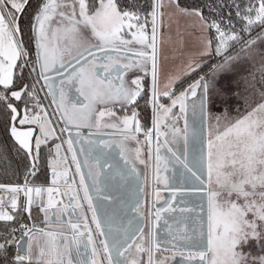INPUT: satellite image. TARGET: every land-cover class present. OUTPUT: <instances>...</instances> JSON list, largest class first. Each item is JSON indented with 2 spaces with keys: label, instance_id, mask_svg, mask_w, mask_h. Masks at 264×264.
<instances>
[{
  "label": "snow or ice",
  "instance_id": "snow-or-ice-1",
  "mask_svg": "<svg viewBox=\"0 0 264 264\" xmlns=\"http://www.w3.org/2000/svg\"><path fill=\"white\" fill-rule=\"evenodd\" d=\"M166 17L193 20L203 37L201 59H191L185 72L192 76L193 82L179 92L175 88L178 78L170 77L164 90L160 88L159 60ZM179 39L183 42V33L179 34ZM97 52L103 55L98 57ZM129 52L135 59L120 63ZM203 57L209 58L211 63L205 65ZM247 64L255 71L249 73L250 79H245L246 91L241 93L239 84L233 87V82ZM132 70L143 75L135 74L129 83L124 77ZM52 73L60 77L58 85ZM40 81L43 85L38 89ZM43 88H47V95L51 97L54 108L51 115L40 98ZM73 91L79 96L71 97ZM257 93L258 100L255 99ZM248 96L252 97L251 101ZM141 97L145 105L151 107L152 126L149 128L139 119L137 109ZM241 100L246 105L244 113L231 119L227 113L234 103L239 110ZM116 105L125 113L123 117L114 110ZM190 108L194 119L198 109L201 124L206 118L216 120V131H210L207 139L206 156L203 136L197 134L201 149L199 155L194 152L191 164L187 157ZM221 108L223 127L221 117L214 116ZM106 116L114 117L118 123L105 122ZM56 117L59 120L54 125L52 121ZM0 118L14 141L12 148L29 161L23 185H0V189L12 193V211L18 215L27 212L31 219L32 208L39 201V210L44 213L47 224L51 226L50 217L56 216L53 230L30 227L22 220L16 228L11 222L17 217L4 210V201L0 198V222H3L0 227L4 229L0 232V264H104L105 259L107 264H166L167 258L155 259L159 245L150 213L147 232L139 226L132 232V235L141 234L139 243L127 229L121 232L108 225V230L104 231L101 217H107L109 208L116 203L107 191L109 178L106 177L101 188V170L98 167L94 170L86 161L87 180L92 181L89 188L74 151L69 125L77 129L82 126L116 129L122 137L117 145L121 147V156L124 155L123 141L138 140V134L143 133L149 146L148 161L141 158L139 149L136 159L148 167L151 166L153 132L157 141L170 134L171 138L165 139L163 146L196 181L207 184L206 229L201 227L199 239L191 245L177 246L174 241H191L192 237H173L172 255L189 258L178 264H193L194 257L199 258L198 264H264V0H0ZM180 119L185 121L183 159L169 147L178 143L181 129L166 123ZM57 126H61V132H69L67 141L55 142L61 139ZM50 140L53 141L51 146ZM79 142L77 133L75 144ZM64 143L68 145L76 175L80 176L79 189L74 180L70 183L68 179L71 166L67 154L62 155ZM89 143L95 145L96 141ZM110 144V141L100 142L102 148ZM42 146L47 147L50 154L55 153L48 159L51 171L48 187L29 181V177L38 178ZM156 152L159 163V144ZM80 155H84L83 150ZM103 155L100 152L93 158L98 162ZM89 156H92L91 149ZM131 171L136 172L135 167ZM61 187L71 190L68 205L56 199L68 195L61 193ZM79 191L84 193L83 201ZM92 192L96 194L95 200ZM21 193L24 202L19 200ZM104 200L109 203H102ZM84 202L91 212L96 234L103 237L99 240L102 247L97 246L87 215L75 218V209H82ZM68 207H73L72 218L65 221L62 217ZM138 210L137 204L133 211ZM201 211H204L203 203ZM133 219L128 221L130 229ZM25 237L27 246L22 249L19 241ZM13 246L16 247L14 255ZM81 246L85 252L91 248L88 260L76 259L81 256Z\"/></svg>",
  "mask_w": 264,
  "mask_h": 264
},
{
  "label": "crops",
  "instance_id": "crops-1",
  "mask_svg": "<svg viewBox=\"0 0 264 264\" xmlns=\"http://www.w3.org/2000/svg\"><path fill=\"white\" fill-rule=\"evenodd\" d=\"M102 54V53H100ZM113 55H116L113 53ZM121 55H124L121 53ZM106 62V61H105ZM127 58L124 60H121L120 63H126ZM128 73L125 75V80L129 82V78L127 77ZM55 81H58V79L55 77L53 78ZM115 83H119V81H114ZM58 85V84H57ZM70 96H76L78 97L79 94L76 93L75 91L70 93ZM40 98L42 102L44 103V106L50 108L51 111H54V108L50 106L51 103V97H47L44 94H41L40 92ZM80 101L83 102V98L79 97ZM99 107V106H98ZM49 110V115H51V112ZM114 110L117 113H122L121 117L125 114L119 105H116L114 107ZM124 113V114H123ZM107 118V116L105 117ZM114 118V117H113ZM59 117L57 118L58 122ZM105 120V119H104ZM53 124H56L55 119H53ZM60 127H56V132L57 135L60 136ZM86 127V132L89 135H98L100 138L98 139V142L100 140L105 139L109 140L111 142V150L110 152L104 151L103 153L106 154L105 156L108 155H113L111 158V162L115 164V168L112 170V175L110 178V182L108 184L107 191L111 193L112 198L115 200V206L110 207L107 213V217L102 216L101 217V223L105 225L104 231L108 230V225H111V227L114 229L113 223L119 219V211L121 208L124 207H130V203L134 201L135 198V190L138 188L140 190V187L142 188V194L145 192V184H144V178H147L148 182V177L150 180V185L149 189L147 188V192L150 193V206H149V213L151 214V221L152 223H155V236H156V241L159 245L158 250L155 253V257L158 256L160 257V260L167 258L166 264H178L180 261H186L189 259L187 255L184 257H181L179 255L173 256L172 255V243L173 242V237H192L193 239L191 241H186L184 239H177L174 241L177 246H184L185 244L191 245L195 243L196 240L199 239V233L201 230V227L204 226L206 229V195L205 192L207 190V185H204V189L202 190L201 187L202 185L196 181V184H194V178L191 176L187 170L180 169L177 164L172 162L173 160L172 157H169L167 155V152H164L160 154V161L159 163L157 162V154L155 151L151 155V161H150V167L147 166L148 170V177L146 175L143 176V179L139 178L140 176L137 177L135 181V172H132V168L136 167L137 168H143L144 166H141V164H136L134 160L135 158V152L132 144L130 143L131 140L123 141V148H124V155L128 158V162L131 166V170L121 168L122 162L121 159V147H118L117 145L121 143L122 137L118 134L116 129H97L95 126L92 127ZM76 130H72L71 132H75ZM140 134H138V137ZM103 137V138H102ZM61 138V136H60ZM170 135L168 137H161L162 142L164 143L165 139H170ZM56 143H60L59 141H55ZM183 142L184 138L182 136H179L178 143H172L169 144V146H172L173 148L178 149L180 153H184L185 149L180 148V145L182 144L183 147ZM53 144V141H49V146ZM63 149L64 151L62 152V155L67 154L69 164L71 166V171L69 174V182L71 183L72 180L75 181V187L79 189L80 185V176L76 175V169H74L73 164H71V153L67 152V145L63 144ZM55 153L54 151L50 154L49 153V158L50 156H54ZM97 155H94L96 157ZM183 156V155H182ZM190 160L193 159V155H190L189 157ZM148 161V159H147ZM172 163H171V162ZM192 163V162H191ZM81 164V163H80ZM170 164V165H169ZM82 167L85 165V159L82 160ZM96 169V168H95ZM101 170V169H100ZM83 175L86 178V182L91 189L92 187V181L87 180V174L88 171L82 170ZM184 174H188L190 183L187 185L184 180L181 179V175L184 176ZM104 175V169L101 170V176H100V181H101V188H104L105 181L103 180L102 176ZM143 175V174H142ZM114 177V178H113ZM51 184V171L49 169V183L44 186L48 187ZM61 184H63V181H61ZM152 184H156L153 188ZM23 185V184H22ZM6 186H16V185H6ZM152 191V195H151ZM61 193H68V195H62L56 197L57 200H63L64 205L69 204V200L71 197V190L66 189L64 187H61ZM93 199H96V194L95 192H92ZM154 194H155V199H154ZM12 193L7 192L6 189H0V198L3 199L4 201V210L8 211L11 213L13 216H17L18 214L16 212H13L11 207H10V199H11ZM79 197L80 200L83 201L84 198V193L83 191H79ZM138 199V197H137ZM19 200L21 202L25 201V197L21 193L19 195ZM44 202H47V194L44 195ZM104 204H108V200L102 201ZM148 203V204H149ZM204 205V211H201V205ZM74 204V202H73ZM147 208V206H146ZM157 210L159 211V219L157 220ZM53 213L56 212L55 209L51 210ZM146 211V210H144ZM67 214L62 217L63 220L68 221L69 219L72 218V212H73V207H68L66 209ZM76 219H80L82 215L86 214L88 220L91 223V212L88 210V205L86 202L83 203V208L82 209H75ZM131 213L133 214L134 211L131 209ZM27 217V222L30 223L32 226H35V228L42 229V230H53L55 228V219L56 216L52 215L50 219L53 221V224L50 226L49 224L46 223L45 221V215L43 212L39 210V201L37 202L36 205L33 206L32 208V217L29 219L28 213L23 212ZM92 225V224H91ZM116 225V224H115ZM148 225H149V215H148ZM116 228V227H115ZM93 230H94V238L97 241V246L102 247L99 245V240L103 239V237H100L99 235L96 234V226L93 224ZM87 243L86 239L84 241ZM164 249H168V251H165ZM189 250L195 251V248H190ZM134 252V246L133 250ZM74 258L75 253L73 254ZM91 257V248L85 252L83 246H81V256L76 258L79 260H88ZM144 257V256H143ZM128 259H131V256L128 257ZM198 257L192 258L193 264H198ZM104 264H107V261L105 259Z\"/></svg>",
  "mask_w": 264,
  "mask_h": 264
},
{
  "label": "rangeland",
  "instance_id": "rangeland-1",
  "mask_svg": "<svg viewBox=\"0 0 264 264\" xmlns=\"http://www.w3.org/2000/svg\"><path fill=\"white\" fill-rule=\"evenodd\" d=\"M164 31H165V34L163 36L164 46H163L162 52L160 53V60H159L160 66H161L159 80H160V88L162 91L164 90V85L169 82L170 77L178 78V79H176V82H177L178 80H180L181 78L186 76L185 72L187 69V64L191 59H193V58L201 59L199 53H200V50L202 47L201 40L203 39V37L200 36L198 27L195 26V22L189 18L166 17L165 30ZM180 33H183V42H181V40L179 39ZM128 38H130V37H128ZM130 47H138V46H130ZM96 55L99 57V56H102L103 54H100V52H97ZM129 59H133V60L135 59V57H133L131 52L127 53V62L126 63L129 62ZM203 60H204V63H206L209 61V58L203 57ZM149 68H150V64H149ZM254 71H255V69L252 68L251 64L243 65L242 70H241V74L238 75L236 77V80L233 82V87H236V84L238 83L239 84V91L241 93H244L246 91V85H245L244 81L246 78L250 79L251 77L249 76V73L254 72ZM135 74L143 75V73H137L136 70L129 71L128 76H127V77H130L129 83H130V79L133 78ZM51 75L53 78L56 77L58 79V81H56V83L58 84L60 77L57 76L55 73H52ZM256 76H257V80H258L259 74L256 73ZM147 83L150 86V84H151L150 73H149V76L147 79ZM177 92H179V91H177ZM72 97H76V96H72ZM248 99H249V101H251L252 97L248 96ZM255 99H257V100L259 99V93L256 94ZM45 107H46V105H45ZM245 107H246V105L244 104L243 100H241L239 102V110L237 109V105L234 103L231 106L227 115L231 119H235V118H237V116L242 115L244 113ZM176 111H178V109H174V112H176ZM121 114L122 113H117V115H119V116H121ZM128 114L130 115V112ZM214 116H220L221 117L220 126L223 127V124L225 123L223 108H221L220 112H214ZM104 119H105L104 121L107 123H111V122L118 123V121H116L115 118H113V117L112 118L107 117ZM187 121H188V124H187V141H188L187 157H188V163L191 164L192 160L189 159L190 155H193L194 152L197 155H199V152L201 149V145H199L197 143V134L203 136V151H204L205 156H206L207 139H208V136L210 134V131L212 133H215V131H216V120L206 118L205 121L203 122V124H201L199 122L198 109H197V115L194 119L193 110L190 108L188 113H187ZM166 123H168L170 125L174 124L176 127H179L181 129L180 136H182L184 138V142H183V147L181 144L180 148H183V150H184L185 149V134H184L185 121H184V119H180L179 121L168 120V121H166ZM69 127H70V129L76 130L75 132H71L72 130L70 132H71V138L74 141V151L76 152L80 163L82 164V160L85 159V162L87 161L88 163H90L94 170L97 167L101 170L104 169V175L102 176V178L104 181L106 180V177L109 178L108 179V184H109L110 178L112 175V170L115 168L114 167L115 164L113 162H111V158H113L112 157L113 155L105 156L106 154H104L103 156H101L99 158L98 162L95 158H93L94 155H98L100 152H104V151L110 152L111 144H110V147H108V148H102L100 145L101 141H109V140L108 139L106 140L104 137V139H102V140H100V142H98L97 138H100V137L98 135H95V134L89 135L86 132V127L82 126V127H79L78 129L75 126H71V125H69ZM162 128H163V125H162ZM101 129H112V128H101ZM77 133H79V137H80L79 144H75V140L77 139ZM60 136H61V139H60L61 141H67L69 139V133L68 132H61ZM161 137L159 138V141H157L156 136H155V132H153V139L151 142V154L153 153V151L156 152L157 146L159 144V146H160V153L159 154L167 152V155L169 157L173 158V160H171V161L174 162L175 164H177V166H179L180 169L184 170L185 168H184L183 164L176 161L175 157L172 155V152H169L168 148L163 146L164 143L162 142ZM60 140H57V141L60 142ZM90 141H96V144L91 145L89 143ZM130 143L132 144V146L134 148L135 158H136L137 149H139L140 153H141V158L144 159L145 161H147L149 146H148V142L146 141L143 133L140 134V136L138 137V140H131ZM64 144L67 145V143H64ZM67 147H68V145H67ZM169 147H171L173 152H175L177 155H179L181 157V159L184 158L185 152L182 154V153H180V151H178V149L173 148L172 146H169ZM90 149L92 152L91 157L89 156ZM82 150H83L84 155H80ZM156 154H157V152H156ZM152 156L153 155H151V157ZM121 157H122L121 168L131 170V166H130L129 162L127 164H125V160L128 159L126 157V155H123ZM134 161L136 162V164L139 163V161L137 159ZM109 164L112 165L111 168L108 167ZM139 164H141V163H139ZM73 166H74V169H76L75 165H73ZM141 166H144V167L143 168H137V166L135 167V169H136L135 181H136L138 176H140L139 178L141 179V181H142L144 175H146L148 177V170L149 169L147 168L146 164H141ZM81 167H82V165H81ZM82 170H83V172H84V170L88 171V168L82 167ZM203 174H204V177L206 180L207 179L206 170L204 171ZM181 179L184 180V182L187 185H189L190 179H189L188 174H184V176L181 175ZM144 184H145V189H144L145 192L142 194L141 193L142 188L140 187V190L137 188L135 190L134 201H132L130 203V207H124V208L120 209L119 219L115 222L116 225L113 223L114 230L119 229L121 232H123L125 229H127L129 231V234L132 235L134 228L139 226V227H144L145 233L147 232V230H148L149 206L151 204V203H149L150 202V193L147 192V188L149 189V185H150L149 177H148V182H147V178H144ZM194 184L197 185L195 179H194ZM155 185L156 184H152L153 188ZM152 194L153 193L151 191V195ZM92 195H94V194L92 193ZM137 197H138V199H137ZM154 199H155V194H154ZM137 204L139 206V210L134 211V213L132 214L131 209H133V207L136 206ZM146 206H147V208H146ZM144 210H146V211H144ZM129 218H134L132 229L129 228V224H128ZM26 223H28V222H26ZM153 224L155 226L154 222H153ZM140 235L141 234L139 232H136L134 235H132V239L135 240L137 243H139L140 242ZM129 242H131V240ZM143 259L146 261L147 256L144 255ZM155 259L157 261H159L160 257L156 256Z\"/></svg>",
  "mask_w": 264,
  "mask_h": 264
},
{
  "label": "trees",
  "instance_id": "trees-1",
  "mask_svg": "<svg viewBox=\"0 0 264 264\" xmlns=\"http://www.w3.org/2000/svg\"><path fill=\"white\" fill-rule=\"evenodd\" d=\"M181 2H184V0H181ZM189 2H191V0H189ZM204 11L205 14H207L206 8ZM216 59H218V57ZM209 63H211L210 60L206 62L205 65H208ZM192 75L194 76L195 74ZM192 82V76L186 75L175 83V88L177 91H180L188 87ZM138 103L140 105L137 109L140 114L139 119L145 128H149L151 127V107L145 105V99L143 97L139 99ZM13 143L14 141L11 140L10 135L6 132L3 120L0 118V185H22L25 182L24 174L26 167L29 165V161L23 155H17L12 148ZM48 159V148L42 146V162L37 174L38 178L29 177L30 183L42 186H46L49 183ZM16 217V221L11 222L16 228L19 226V221H28L27 217L22 213ZM2 224L3 222H0V225ZM3 230V227H0V232H3ZM16 235L19 237V231ZM15 251L16 247L13 246V255L15 254Z\"/></svg>",
  "mask_w": 264,
  "mask_h": 264
},
{
  "label": "built area",
  "instance_id": "built-area-1",
  "mask_svg": "<svg viewBox=\"0 0 264 264\" xmlns=\"http://www.w3.org/2000/svg\"><path fill=\"white\" fill-rule=\"evenodd\" d=\"M42 85H43V81H40V85H38V89H40ZM40 92H41V94H44L45 96L48 97L46 88H43ZM50 106H51V103H50ZM51 107H52V106H51ZM49 110H50V108H49ZM50 112H51V114H52L54 111H51V110H50ZM57 118H58V117L55 118L56 124L58 123V122H57ZM58 120H59V119H58ZM23 223L26 224V225H28V226H30V227H32V225H31L30 223H26V222H23ZM18 228H19V226H18ZM21 231H23V229H21V230L19 231V233H20Z\"/></svg>",
  "mask_w": 264,
  "mask_h": 264
},
{
  "label": "water",
  "instance_id": "water-1",
  "mask_svg": "<svg viewBox=\"0 0 264 264\" xmlns=\"http://www.w3.org/2000/svg\"><path fill=\"white\" fill-rule=\"evenodd\" d=\"M46 90H47V88H46ZM69 129H70V127H69ZM71 130H73V129H70V131H71ZM68 133H69V132H68ZM201 189H202V190L204 189V185H202ZM19 246H20L22 249L26 248V246H27V238H26V237H25L23 240H20V241H19Z\"/></svg>",
  "mask_w": 264,
  "mask_h": 264
},
{
  "label": "flooded vegetation",
  "instance_id": "flooded-vegetation-1",
  "mask_svg": "<svg viewBox=\"0 0 264 264\" xmlns=\"http://www.w3.org/2000/svg\"><path fill=\"white\" fill-rule=\"evenodd\" d=\"M89 221V220H88ZM89 223H90V221H89ZM90 226H91V229H92V232L94 233V230H93V224L91 225V223H90ZM20 234V233H19Z\"/></svg>",
  "mask_w": 264,
  "mask_h": 264
}]
</instances>
